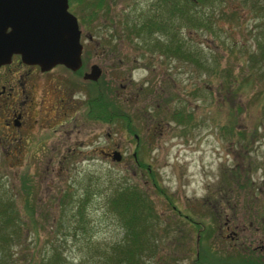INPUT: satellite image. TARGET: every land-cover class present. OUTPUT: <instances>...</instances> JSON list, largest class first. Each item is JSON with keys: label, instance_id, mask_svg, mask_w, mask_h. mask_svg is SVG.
<instances>
[{"label": "rangeland", "instance_id": "rangeland-1", "mask_svg": "<svg viewBox=\"0 0 264 264\" xmlns=\"http://www.w3.org/2000/svg\"><path fill=\"white\" fill-rule=\"evenodd\" d=\"M156 1L68 0L82 33V60L93 62L85 73L94 66L101 76L75 81L73 95L84 92L91 112L68 125L80 138L70 139L62 165L43 142L23 150L22 140L20 149L12 124L5 134L0 126V203L11 201L5 212L21 221L9 244L18 264L54 251L62 264H97L123 233L109 196L134 187L157 214L154 246L142 264H193L197 231L190 220L198 218L217 228L204 239L211 251L231 253V264H264V0H214L203 9L214 17L212 31L179 23L168 7L177 0ZM141 21L137 35L131 23ZM177 37L195 61L177 57ZM105 101L139 131L137 147L125 117L92 112ZM113 148L126 161L106 157ZM133 148L145 164L132 162ZM165 224L172 228L166 235ZM176 231L186 235L187 254L178 251Z\"/></svg>", "mask_w": 264, "mask_h": 264}, {"label": "flooded vegetation", "instance_id": "flooded-vegetation-1", "mask_svg": "<svg viewBox=\"0 0 264 264\" xmlns=\"http://www.w3.org/2000/svg\"><path fill=\"white\" fill-rule=\"evenodd\" d=\"M81 35L80 32V40ZM82 53L83 47L81 48L79 66L74 69L63 63H55L44 68L37 63L21 60L18 53H12L8 61L0 63V126L5 128L3 132L5 134L6 125L12 124L10 127H13L14 132L17 131L13 142L16 147L21 149L24 144L22 140L25 141L23 150H29L32 147L37 149L40 147L39 143L43 142L41 148L46 146L50 147L52 151L58 152L57 163L62 165L66 160L68 152H65L69 151L70 139L75 138L74 141L77 143L76 138H80L76 136L80 129L69 130L68 125L71 122L76 124L75 121L73 122L74 119L86 117V113L91 112V103L84 92L83 95L79 90V95L76 92L77 97L73 95L74 90L78 88V86L75 87V81L87 84L90 81L96 82L101 76L100 70L96 79L83 77V73L87 70L85 69L86 65L89 68L93 62L82 60L84 58ZM80 86L79 88L83 89L82 85ZM87 94L90 97V90ZM117 96L119 95L117 94ZM92 112H98V110L94 109ZM127 125L129 127L124 125V130L134 138L133 144L134 147H137L142 142L139 138L140 133L133 126L131 120L127 122ZM32 134H34V138L31 142L27 141ZM107 135L110 136V133L107 132ZM13 143L11 144L13 145ZM80 143L82 144L83 141L81 140ZM76 148L79 149L77 144ZM113 151H115L114 148L112 152H105L106 157L110 160H113ZM131 157L135 165L145 164L144 159L138 158L136 149L132 150ZM124 158L125 156L120 153V158L113 161L117 163L126 161ZM146 165L149 164L146 163Z\"/></svg>", "mask_w": 264, "mask_h": 264}, {"label": "trees", "instance_id": "trees-1", "mask_svg": "<svg viewBox=\"0 0 264 264\" xmlns=\"http://www.w3.org/2000/svg\"><path fill=\"white\" fill-rule=\"evenodd\" d=\"M168 1L169 0H157L156 3H163ZM212 2H214V0H177V4L171 1L168 7L169 10L172 8L171 13L177 12V21L179 23L187 22L185 24L186 26L190 25L193 27L205 26L209 31H212L213 28H211L210 22L214 20V17L210 16L208 12L205 13L204 11L206 8H210ZM102 5L103 3L100 2L99 7H101ZM200 9H202L201 12ZM90 16H94V10H92L91 13L87 15L89 19ZM146 22L149 25L156 24L159 28L165 27L164 25H161V23L157 20L150 19ZM146 22L141 21L140 23H131L132 27L135 26L137 35L140 34V31L138 30L139 25H143ZM263 47L264 44H258V48L260 49L258 50V54L264 55V53H262L264 51L263 49H261ZM189 49L190 46L188 45L186 40L182 39L181 37H177V57L195 61V52L190 51ZM252 56L257 57V55L253 53ZM108 104L109 103L105 101L103 103L104 106L102 105V108H97L98 112H101V116L106 119H110L111 117H113V114L111 112L114 111L115 116L121 114L120 116L125 117V119L123 118L125 120V126L129 127L127 125V122L130 121L128 120V116L123 114L122 112H119L118 109H114L113 107L108 108ZM228 130L230 131L231 127L228 126ZM150 177L154 179L153 175H150ZM153 183L155 185L157 184V182H155L154 180ZM9 203L8 201H6L5 203H0V264H18L16 262V259L13 260V255L9 250V244L10 238L15 235L20 229L21 221L20 219H18L17 214L16 217H14L9 215V212H5V210H13L12 202L10 201ZM108 204L110 208L118 215L123 233L121 238L110 246L112 252L108 253V255L103 258V260H98L97 264H142V262L144 261L145 252H147L152 246H154L153 241L156 237L152 229L151 218L152 216L157 217V214L153 212L152 204L149 203L148 199H146V196L137 191L135 187L133 189H117L112 193L111 196H109ZM78 205L82 204L78 202ZM76 209V211H79L81 207L77 206ZM78 216L81 218L82 213H78ZM190 221L192 222L191 224L195 226V230L197 231L194 246L195 258H193V264H231V260H237L233 257H230L232 256L231 253H223V255H218L215 251L210 250L209 244H207L206 240L204 239H206L207 236L213 232V230L217 229L215 228V224H211V222H202L199 218ZM217 227L219 226L217 225ZM162 228L164 230V235L172 230V228L169 227V224H165ZM181 236L186 235H180L179 237H177V231L176 234L173 235V237L177 239L178 251L182 254H187L185 249H188L186 248V246L188 245H186V243L184 242L185 237ZM210 256H213L215 260L213 257H211L213 258V260L211 262L205 263L204 259H206V257L210 258ZM31 262L32 260L29 259L26 263ZM62 262V256L58 251H54L48 255H45V257H42L38 262L33 261L32 263L62 264Z\"/></svg>", "mask_w": 264, "mask_h": 264}, {"label": "water", "instance_id": "water-1", "mask_svg": "<svg viewBox=\"0 0 264 264\" xmlns=\"http://www.w3.org/2000/svg\"><path fill=\"white\" fill-rule=\"evenodd\" d=\"M80 30L67 0H0V63L18 53L25 62L47 68L63 63L70 68L80 63ZM91 67L85 73L97 76ZM119 159V151H113Z\"/></svg>", "mask_w": 264, "mask_h": 264}]
</instances>
